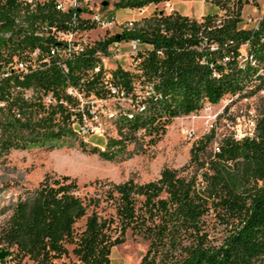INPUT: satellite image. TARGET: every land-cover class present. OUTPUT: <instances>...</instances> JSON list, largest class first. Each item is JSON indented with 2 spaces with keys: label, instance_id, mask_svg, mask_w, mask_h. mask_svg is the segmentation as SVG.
Segmentation results:
<instances>
[{
  "label": "trees",
  "instance_id": "1",
  "mask_svg": "<svg viewBox=\"0 0 264 264\" xmlns=\"http://www.w3.org/2000/svg\"><path fill=\"white\" fill-rule=\"evenodd\" d=\"M55 1L30 7L22 0H0V154L34 143L58 146L67 137L78 138L83 151L102 159H124L143 151L144 141L159 140L174 116L197 111L205 101L216 103L227 93L262 86L264 12L257 26L240 24L243 6L256 0H210L223 12L200 18L155 9L133 27L96 39L66 58V70L52 59L28 72L12 69V56L37 45L47 49L52 37L35 32L42 25L96 26L88 18L74 20L83 9L61 10ZM160 1L166 0L113 3L134 9ZM132 38L141 45L132 68L102 62L97 50L107 53L113 40ZM244 43L255 63L239 62ZM6 68L10 72L3 75ZM109 81L131 96L133 106L118 110V134L109 136L104 147L90 145L70 124V114L80 115V109L66 87L107 97ZM27 89L31 96L25 95ZM47 92L55 103H44ZM214 140L211 128L192 143L186 163L164 166L154 179L90 181L107 185L104 196L80 195L75 178L45 173L12 204L0 228V246L11 248L8 254L17 262L28 257L35 264H55L72 244L73 264H109L111 247L131 231L148 241L138 264H264V107L255 115L252 134L224 135L218 149ZM109 205L113 210L103 212ZM212 218L222 225L219 239L213 236Z\"/></svg>",
  "mask_w": 264,
  "mask_h": 264
},
{
  "label": "rangeland",
  "instance_id": "2",
  "mask_svg": "<svg viewBox=\"0 0 264 264\" xmlns=\"http://www.w3.org/2000/svg\"><path fill=\"white\" fill-rule=\"evenodd\" d=\"M166 1L151 3L146 5L142 12H138L133 8L129 10L115 7L114 0H89L92 7L87 6L88 9L86 8L85 14L97 11L104 17H114L116 25L107 28L94 26L90 28L91 30L87 29L88 34L86 36L94 41L116 33L121 30L120 23L132 18L139 20L160 8L166 12L175 9L196 18L207 12H223L210 0H169L173 7L171 10L166 5ZM263 12L264 0L246 3L242 9L241 26L254 27ZM119 46L118 53H113L114 49L110 45L109 54L102 62L107 67L121 64L126 68H132L134 53L129 51L128 40H122ZM139 46L141 45L139 44ZM259 71L263 76L260 89L254 92L244 89L231 100L225 94L222 99L213 103L211 112L201 107L197 111L174 116L166 124V130L159 140L152 144L144 141L143 147L145 149L143 151L136 152L124 159H102L97 153L83 151L79 146L78 138L67 137L59 141L58 146L54 147L50 146L51 142L34 143L26 148H11L3 152L0 154V228L5 223L12 204L24 194L26 189L37 185L45 173L68 174L75 178L79 184L78 192L80 195L97 194L104 196L103 189L107 185H95L89 184V182L95 178L119 182L130 176L140 182L154 179L164 166L177 168L186 163L192 143L211 128L215 130L213 145L224 135L247 128V117L252 114L256 115L264 107V63ZM28 92L32 93L30 89ZM93 105L96 108V116L91 122L97 125V130L87 133L83 139L90 145L98 144L104 147L109 136L118 134L114 121L115 116H109V111L118 112L119 108L132 107L131 96L128 95L127 98L121 100L107 96L94 101ZM213 113H217V115L214 116ZM133 144V141L128 143V148H132ZM106 203L107 201H103L102 205ZM112 210L113 208L109 205L103 212ZM82 222L83 220H80L77 225L80 226ZM212 224L213 236L219 239L222 235V225L214 218H212ZM67 246L69 253L57 258L55 264H73L76 261L71 252L72 244ZM147 246L148 241L145 237L136 232L128 231L126 239L122 243L111 247L109 264H138ZM0 250H8L9 253L11 248L0 246ZM8 253L0 258V264H35L28 257L17 262L14 255Z\"/></svg>",
  "mask_w": 264,
  "mask_h": 264
},
{
  "label": "built area",
  "instance_id": "3",
  "mask_svg": "<svg viewBox=\"0 0 264 264\" xmlns=\"http://www.w3.org/2000/svg\"><path fill=\"white\" fill-rule=\"evenodd\" d=\"M22 1L28 3L30 7H33L37 3L46 2L48 0H22ZM55 2H56V8L61 10L71 9V8L83 9V11L79 14V16L76 19H74L76 22H78L80 18H88L94 21L96 23V26L98 27L107 28L112 25H116V21L114 17H104L97 11H91L88 14H85L87 11L86 10L87 6L92 7L91 3L89 4V0H66V1L56 0ZM166 5L170 8V10L173 8L169 0L166 1ZM144 7L145 6L134 9L138 10V12H142L144 10ZM258 21L255 24V26H257ZM134 23H135V19L133 18L128 19L126 22L120 23L121 30L124 28L133 27ZM89 30L91 29L89 28ZM35 32L40 35L51 36L52 41L48 44L47 49L45 50H43L40 45H37L33 49L22 51L20 55L12 56V59L10 60L11 62L10 66L12 69H16L19 72H28L33 69L44 66L46 63H49L50 60L52 59L56 61V63L60 64L64 70H66L67 67L64 63V60L70 57L71 55H73L74 53L83 50L86 46H89L94 42L91 41L90 38L86 36L88 34L87 28H81L80 26L74 24H71L68 27L45 24L42 25L41 28L36 29ZM9 33L10 32L7 31L4 33V35L8 36ZM121 41L122 40H117V39L113 40L107 47V53H102L100 50H97V53L100 56L101 60L103 61L106 55L109 54L110 45L111 48L114 49L113 53H118V50L120 48L119 45ZM128 43L130 45L129 51L135 54L140 44V41L136 38H132L128 40ZM247 48H248L247 43L242 44V46L240 47V53L238 55V58H239V62H241L242 65L244 61L247 59H249L252 63H255V59L253 58V55L248 52ZM9 72H10L9 68H6L5 71L2 72V74L8 75ZM105 86L108 90L109 97H114L118 100H121L127 98L129 95L125 92V90L121 86L117 85L113 81L107 82ZM66 92L70 95L75 96L79 101L78 105L80 109V115L79 114L76 115V113H71L69 116V120L72 128L82 137L87 133L96 131L97 125L91 122L96 116V108L94 107L93 103L94 101L105 97L95 96L93 93L89 95H84L82 91H80L77 87L73 85H68L66 87ZM31 94H32L31 92H28V89L25 91L26 96H31ZM236 94L237 93H227L226 96L229 97V99L231 100L236 96ZM42 97L46 105L53 104L57 101L55 96L52 94V92H47L43 94ZM84 97H86V99H84ZM61 101H63V103L67 105L69 108H72L71 103L68 100L61 99ZM3 103L4 101H0L1 105ZM224 106L225 104L223 105V108ZM202 107L205 110H209V112H211L213 110L212 109L213 103L209 101H205ZM116 113H117L116 111H109V116H115ZM213 115L216 116L217 113H213ZM246 123H247V128H244L239 132L236 131L233 133V135L236 138L242 137L246 134H252L255 126V115L252 114L248 116ZM140 132L141 130H138V133ZM216 144L217 143L215 142L214 148L218 149Z\"/></svg>",
  "mask_w": 264,
  "mask_h": 264
},
{
  "label": "water",
  "instance_id": "4",
  "mask_svg": "<svg viewBox=\"0 0 264 264\" xmlns=\"http://www.w3.org/2000/svg\"><path fill=\"white\" fill-rule=\"evenodd\" d=\"M8 253V250H0V258H3Z\"/></svg>",
  "mask_w": 264,
  "mask_h": 264
},
{
  "label": "crops",
  "instance_id": "5",
  "mask_svg": "<svg viewBox=\"0 0 264 264\" xmlns=\"http://www.w3.org/2000/svg\"><path fill=\"white\" fill-rule=\"evenodd\" d=\"M124 9H129V10H130L131 8H124ZM131 10H132V9H131ZM187 15H188V14H187ZM200 17H201V16H200ZM200 17H197V18H200Z\"/></svg>",
  "mask_w": 264,
  "mask_h": 264
}]
</instances>
